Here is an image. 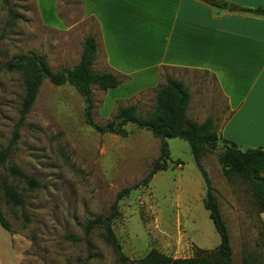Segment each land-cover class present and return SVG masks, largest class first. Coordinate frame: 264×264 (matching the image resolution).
Returning <instances> with one entry per match:
<instances>
[{
    "label": "rangeland",
    "instance_id": "rangeland-1",
    "mask_svg": "<svg viewBox=\"0 0 264 264\" xmlns=\"http://www.w3.org/2000/svg\"><path fill=\"white\" fill-rule=\"evenodd\" d=\"M57 14L62 21L53 28ZM87 36L98 40L99 30L93 19L83 18L80 0H0V151L17 133L10 156L0 166V179L24 199L22 208L7 206L0 190V211L11 228L8 233L0 226V264H139L151 250L174 259L214 251L219 237L203 206L206 186L188 143L180 139L166 140L167 169L117 203L120 216L111 229L125 259L103 240V230L84 238L89 220L108 216L117 195L146 177L159 157L160 140L134 125L125 127V137L97 134L85 123L83 100L75 90L48 80L19 124L23 80L21 73L6 67L13 57L32 52L45 56L53 72L72 68ZM101 64L93 69L101 70ZM167 77L184 81L191 90L187 117L198 124L211 118L218 134L227 116L225 100L209 75L191 71L164 70L157 87L140 93H129L135 86L126 79L116 92L93 87L94 123L103 126L118 109L134 104L145 117ZM217 154L204 156L200 164L217 199L233 263H260L255 198L245 182H228L222 176ZM12 165L38 186L30 189L12 177ZM67 235L83 240L73 242Z\"/></svg>",
    "mask_w": 264,
    "mask_h": 264
},
{
    "label": "crops",
    "instance_id": "crops-1",
    "mask_svg": "<svg viewBox=\"0 0 264 264\" xmlns=\"http://www.w3.org/2000/svg\"><path fill=\"white\" fill-rule=\"evenodd\" d=\"M80 1L99 30L93 71L128 80L129 93L157 87L164 70L207 74L226 103L218 135L241 149L264 148V16L242 11L264 10V0H218L226 9L201 0ZM55 19L50 26L59 28Z\"/></svg>",
    "mask_w": 264,
    "mask_h": 264
},
{
    "label": "trees",
    "instance_id": "trees-1",
    "mask_svg": "<svg viewBox=\"0 0 264 264\" xmlns=\"http://www.w3.org/2000/svg\"><path fill=\"white\" fill-rule=\"evenodd\" d=\"M219 9H226L227 3L218 0H201ZM245 13L264 16L262 9H243ZM96 56V41L93 36H87L79 62L69 69H61L53 72L45 56L35 53L18 55L11 59L7 65L8 72L21 73L24 95L19 111V124L23 122L37 96L38 90L45 80L52 85L59 87L62 85L71 86L83 100V117L85 123L97 134H112L125 137L127 135L125 127L134 125L137 129L149 132L155 139L160 140L159 157L152 162L145 178L138 184L122 190L112 204L110 213L106 217H93L83 229L84 238L95 229L103 230V240L110 245L120 260H124L120 245L111 229L113 220L119 218L117 203L127 197L132 191L140 187L147 186L153 176L165 171L169 160V150L166 140L180 139L188 143L193 160L200 171L206 186V194L203 200L204 209L219 237V244L214 251H204L198 256L185 259H174L158 253L155 250L149 251L145 257L138 261L139 264H234L232 260V249L226 226L219 212L217 199L212 193L210 182L203 170L200 161L208 155L217 154V161L221 167L222 176L233 182L240 179L245 182L251 190L256 201L257 223H258V246L263 251L262 262L243 259L242 264H264V225L260 220V214L264 212V149H241L234 143L222 139L214 130L211 118H207L203 123L198 124L190 120L187 115V107L190 100L188 89L177 80L166 78L165 84L159 87L153 109L145 117H140L137 104L130 105L117 110L113 119L103 126L96 125L93 121V87L101 91L116 88L123 83V80L111 73H99L92 70V65ZM17 138L15 132L8 147L0 151V166H2L11 154L12 147ZM9 173L15 179L23 181L28 188L34 189L38 183L34 178L22 173L16 166L9 167ZM0 190L5 205L22 208L24 206L23 196L17 192L5 179H0ZM27 222L28 218L23 215ZM0 226L10 233L9 223L0 211ZM66 238L73 242L83 239L67 235Z\"/></svg>",
    "mask_w": 264,
    "mask_h": 264
},
{
    "label": "water",
    "instance_id": "water-1",
    "mask_svg": "<svg viewBox=\"0 0 264 264\" xmlns=\"http://www.w3.org/2000/svg\"><path fill=\"white\" fill-rule=\"evenodd\" d=\"M228 10H232V7H231V6H229V7H228Z\"/></svg>",
    "mask_w": 264,
    "mask_h": 264
}]
</instances>
